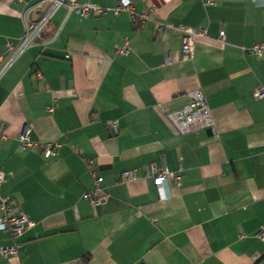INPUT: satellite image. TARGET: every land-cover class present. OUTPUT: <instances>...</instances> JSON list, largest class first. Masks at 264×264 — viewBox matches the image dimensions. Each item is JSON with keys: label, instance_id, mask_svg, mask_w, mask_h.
I'll return each mask as SVG.
<instances>
[{"label": "crops", "instance_id": "0c3cea01", "mask_svg": "<svg viewBox=\"0 0 264 264\" xmlns=\"http://www.w3.org/2000/svg\"><path fill=\"white\" fill-rule=\"evenodd\" d=\"M78 1L108 10L59 7L0 78V197L32 222L15 237L0 228V264H264V94L254 95L264 92V53L246 50L264 41L263 0H121L156 7L159 30L114 14L116 0ZM33 2L0 0V56ZM185 26L208 32L192 59ZM125 36L129 51L118 53ZM195 88L214 126L181 134L164 112ZM25 125L33 141L59 142L57 153L21 148ZM153 164L181 183L156 186ZM129 169L135 178L123 177ZM10 245L18 253L2 254Z\"/></svg>", "mask_w": 264, "mask_h": 264}, {"label": "built area", "instance_id": "2783aa9c", "mask_svg": "<svg viewBox=\"0 0 264 264\" xmlns=\"http://www.w3.org/2000/svg\"><path fill=\"white\" fill-rule=\"evenodd\" d=\"M33 4L27 9L25 15L26 30L22 36L16 41H10L7 45L6 53L0 56V78L8 70V68L16 61V59L23 54L26 49L33 43L42 39V34L46 25L50 22L53 14L59 7H66L68 11L87 15L91 13L103 14L106 13L108 8L102 7L93 3H83L78 0H33ZM117 4L111 10L114 14H119L121 11L130 13L134 23H142L147 20H153L156 28L159 30L163 26L162 22L154 19L156 7L149 6L143 11L137 12L132 2H122L116 0ZM206 4H213L214 0H204ZM264 2V0H263ZM31 9H36L37 15L34 18L28 16ZM184 32L182 37V54L183 57L192 59L194 56V42L197 37H206L208 35L207 29L203 27L185 26L181 28ZM218 40L225 41V33H219ZM124 44L117 49L118 53H125L129 51V37L125 36L123 39ZM248 52L255 55H262L264 53V41L254 43L246 49ZM170 60V56L167 57ZM102 59H100L101 61ZM263 89L258 87L254 91V95H263ZM189 101L184 105L165 111V115L170 123L181 134L190 131H199L200 129L213 128L214 120L212 117L211 109L207 101L204 91L200 88H195L187 92ZM54 105L48 106V111H53ZM6 125L4 121H0V136L5 135ZM109 128L116 131V124L109 123ZM31 127L25 125L19 134V141L21 148L34 147L38 145L42 154L45 157H51L57 153L60 143L57 141H45L37 143L30 138ZM148 172L153 175L154 183L158 187L167 185L168 180L172 179L177 184L181 183V177L174 174L166 168L157 169L156 166L150 165L147 168ZM123 177L126 179H133L136 177L135 171L129 169L123 172ZM5 181L4 173L0 172V186ZM84 197L94 204L100 203L103 199L98 196L96 191L86 192ZM162 199L169 198L170 194L161 195ZM0 208L2 215L0 216V228L6 229L12 237L21 234L32 222L28 214L24 212H15L14 206L11 204L7 197H0ZM258 236L264 240V230L258 233ZM2 254L18 253L17 245H10L2 247ZM256 258V256L254 257Z\"/></svg>", "mask_w": 264, "mask_h": 264}, {"label": "water", "instance_id": "95a60500", "mask_svg": "<svg viewBox=\"0 0 264 264\" xmlns=\"http://www.w3.org/2000/svg\"><path fill=\"white\" fill-rule=\"evenodd\" d=\"M208 130H209V131H211V129H210V128H209Z\"/></svg>", "mask_w": 264, "mask_h": 264}]
</instances>
